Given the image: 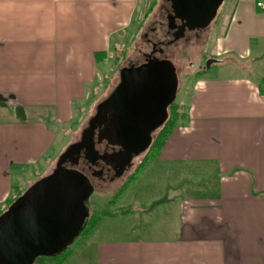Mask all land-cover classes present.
Segmentation results:
<instances>
[{
	"label": "crops",
	"instance_id": "0c3cea01",
	"mask_svg": "<svg viewBox=\"0 0 264 264\" xmlns=\"http://www.w3.org/2000/svg\"><path fill=\"white\" fill-rule=\"evenodd\" d=\"M159 2L0 0V212L52 167L113 36ZM227 3L209 26L216 74L194 81L185 119L122 197L144 179L166 192L120 205L63 264H264V9Z\"/></svg>",
	"mask_w": 264,
	"mask_h": 264
},
{
	"label": "water",
	"instance_id": "95a60500",
	"mask_svg": "<svg viewBox=\"0 0 264 264\" xmlns=\"http://www.w3.org/2000/svg\"><path fill=\"white\" fill-rule=\"evenodd\" d=\"M166 1L170 4L166 24L175 30L173 42L187 31L206 29L224 0ZM119 77L111 94L97 105L80 141L59 156L51 173L32 183L0 214V264H33L36 258L54 257L73 243L90 216L85 201L93 185L72 165L83 156L91 165L101 160L122 171L149 147L152 133L165 122L178 88L171 60L147 56L142 63L123 67ZM96 127L97 143L105 140L119 149L99 153ZM67 161L71 167L64 166Z\"/></svg>",
	"mask_w": 264,
	"mask_h": 264
},
{
	"label": "rangeland",
	"instance_id": "374dc122",
	"mask_svg": "<svg viewBox=\"0 0 264 264\" xmlns=\"http://www.w3.org/2000/svg\"><path fill=\"white\" fill-rule=\"evenodd\" d=\"M155 1L158 0H145V6L147 5L146 8ZM225 1L226 0L223 1L222 5L218 9L219 14H221ZM140 2L143 3L144 0H140ZM231 2L232 0H228L226 9H228ZM161 4L162 3L159 2L158 7H156L155 5L156 8L154 7L152 9V12L150 11L146 16L143 15V10L146 9L144 7H141V9L135 13V16L130 25L123 31L113 36L111 47L107 51L109 57L105 61L102 59L103 61L98 62L99 71L94 81L88 87L86 98H84V100L80 102L76 101V109L73 111V113H75V116L68 124H64L63 127H60L63 133H59L57 139L55 140L52 148L49 151L50 157L53 159V161L51 160L53 165L42 176L51 173L56 167L59 156L71 144L80 141L82 131L88 126L89 120L96 113L97 105L105 100L117 86L120 78V70L123 67L130 66L131 64H139L144 61L141 53L144 50L151 48V45L146 42L148 34L146 37L144 32L152 33L150 28L157 26L154 19L156 18V15H158V12L160 14L159 7ZM162 15L165 16L164 21L166 22V12L162 13ZM141 20L142 22H140ZM213 29L214 28L207 27L203 31H187V36L190 38L189 40L180 39L174 43L164 44L165 54L168 55L167 57L172 60L174 66L177 69L178 88L174 100L176 104H181L183 106L182 99L185 98V94L187 95L194 81L202 72L203 76H214L216 74L217 66L215 63H213V61H211L209 67H206V69L204 70V66L206 65L207 60H215V58L223 57L218 56L213 47L216 36V32ZM196 31L199 32L196 33ZM151 35L156 34L149 35L152 39H154ZM49 123L52 124L51 122ZM52 125L55 126L56 124L53 123ZM144 157V154H142L141 156H137L133 167H131L128 172H126L124 176H122L120 180H118L117 183L100 185L98 183L91 182L93 185V191L85 201V205L89 208L90 214L93 211H119L121 210L120 205L126 206L127 204L132 202L134 198L146 199L151 196V194L160 196L161 194H164L166 192L163 189L154 188L155 182H153V180L151 181L144 179L138 184H135L130 189L127 196H125V198L120 196L115 203L109 204L112 196H114L116 192L122 187V185L126 183V180L129 177V171L135 169L138 164H142L143 160L145 159ZM66 164H64L65 167H70V165ZM42 176L39 175L37 179L41 178ZM37 179L30 181V183L25 179L24 183L26 185H24L23 187L16 186L17 184L14 185V194L20 196ZM6 207H4V209ZM78 237L73 241V243L68 246L69 248L67 252H71L72 250L74 251L77 245L83 240L82 238H84ZM33 264L61 263H56L53 257H38L35 259Z\"/></svg>",
	"mask_w": 264,
	"mask_h": 264
},
{
	"label": "trees",
	"instance_id": "16d2710c",
	"mask_svg": "<svg viewBox=\"0 0 264 264\" xmlns=\"http://www.w3.org/2000/svg\"><path fill=\"white\" fill-rule=\"evenodd\" d=\"M162 1H165V0H162ZM166 5H167V7H169L168 2H166ZM162 23H163L162 24L163 26L161 25L159 28V34H161V35H163L166 32V25H165L164 18H163ZM144 33H147V32H144ZM144 33H143V35H144ZM149 34H151V33L149 32ZM149 34H148V36H149ZM205 69H206V66H204V70ZM202 74H203V72L199 76H201ZM167 113H168V115H167L165 122L161 126H159L156 130H154V132L152 133V141H151L149 147L139 155V156H141L142 154H144V156H145L144 157L145 159L143 160L142 164H138L135 167V169H133L131 171V174L129 175V177L126 180V183L122 185V187L116 192V194L114 196H112V199H110L109 204L115 203L118 200V198L125 193L128 186L130 184H132L138 178L140 173L142 172V168H143L144 164L155 159L158 156L159 151L161 150L162 146L164 145L165 141L167 140L169 135L172 133L174 128L177 127V125L179 124L180 121L185 119L184 107L181 104H176V102H172L168 106ZM17 196L18 195L15 194V196L12 198V200L9 201V204H7V207L17 198ZM7 207L3 211H1L0 214L2 212H4L7 209ZM127 213H129V210L111 211V212L108 210L107 211L103 210L100 212H94L93 211L90 214V216L86 222V225L82 229L79 237H85V236L89 235L90 232L92 231V229L95 227V225L102 218H104V217H117L119 215H125ZM68 248L69 247L65 248L63 251H61L60 253H58L57 255H55L53 257L55 259L56 263L63 264L65 262V260L68 258V256L71 253V252H67Z\"/></svg>",
	"mask_w": 264,
	"mask_h": 264
},
{
	"label": "flooded vegetation",
	"instance_id": "af4514ba",
	"mask_svg": "<svg viewBox=\"0 0 264 264\" xmlns=\"http://www.w3.org/2000/svg\"><path fill=\"white\" fill-rule=\"evenodd\" d=\"M163 2L166 5L167 1L165 0ZM169 11H170V4H169V7L165 6V7H163L160 10L161 13H165L166 12V16H167V13ZM161 17L164 18L165 16L162 15ZM166 23H167V19H166V22H165L166 32L163 35L159 34V28L160 27H157V28L152 27L151 28V31H152L151 34H156V35H151V36H153L154 39H152L150 36L147 37V34H149V32L145 33V36L147 37L146 38V42L151 45V48L150 49L148 48L149 50L146 49V50H144L141 53L142 58H143L144 61L147 58V56L148 57H153V58H167V59H169L167 57L168 55L165 54L164 44L174 43V42H176V41H178L180 39H185V40H189L190 39L187 36V32H186L184 34V36H182L178 40L170 42L172 40V32H174L175 30H169ZM176 23L179 24V21L176 20ZM162 24L163 23L159 21L158 26H161ZM203 30H205V29H202L200 31H203ZM198 32L199 31H196V33H198ZM169 60H171V59H169ZM98 128L99 127H96V129L94 131L95 132V134H94L95 149L101 154H103L105 152H112V151L118 150L119 149L118 146L107 145L105 140H103L101 143H97L96 142V134H97V129ZM136 157L137 156L133 157L131 162H130V164L128 166H126L124 168V170H122V171H118L117 169L111 168L110 166H108L104 162H102L101 160H97L96 161L97 163L95 165H91L85 159H83V156L80 157L79 163L72 165V167L82 171L85 175L88 176V178L90 179L91 182H95V183H98L100 185H102V184L103 185H105V184L108 185V184L117 183L118 180H120V178L122 176H124V174L126 172H128V170L131 167H133V164L135 163ZM66 163H65L66 165H70V167H71V164L69 162H66Z\"/></svg>",
	"mask_w": 264,
	"mask_h": 264
},
{
	"label": "built area",
	"instance_id": "2783aa9c",
	"mask_svg": "<svg viewBox=\"0 0 264 264\" xmlns=\"http://www.w3.org/2000/svg\"><path fill=\"white\" fill-rule=\"evenodd\" d=\"M256 6L264 9V0H256Z\"/></svg>",
	"mask_w": 264,
	"mask_h": 264
}]
</instances>
